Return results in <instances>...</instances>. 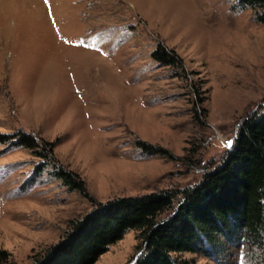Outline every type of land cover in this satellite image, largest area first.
Returning a JSON list of instances; mask_svg holds the SVG:
<instances>
[{"label":"rangeland","instance_id":"1","mask_svg":"<svg viewBox=\"0 0 264 264\" xmlns=\"http://www.w3.org/2000/svg\"><path fill=\"white\" fill-rule=\"evenodd\" d=\"M263 103L264 22L240 0H0V250L32 264L95 202L195 186ZM227 249L178 256L242 264ZM144 250L129 229L94 264Z\"/></svg>","mask_w":264,"mask_h":264},{"label":"trees","instance_id":"2","mask_svg":"<svg viewBox=\"0 0 264 264\" xmlns=\"http://www.w3.org/2000/svg\"><path fill=\"white\" fill-rule=\"evenodd\" d=\"M240 3L264 22V0ZM152 57L162 66H181L175 51L162 44ZM33 144L21 143L30 149ZM50 147L39 156L50 158ZM59 177L88 195L79 176L60 170ZM129 229L144 239L145 250L135 264H190L178 256L183 252L221 259L227 246L242 249V264H264V103L243 120L223 161L198 184L95 202L92 211L71 221L58 243L32 256V264H94ZM0 264H13L6 251L0 250Z\"/></svg>","mask_w":264,"mask_h":264}]
</instances>
